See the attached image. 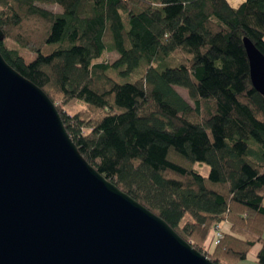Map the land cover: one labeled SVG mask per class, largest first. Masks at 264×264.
I'll use <instances>...</instances> for the list:
<instances>
[{
	"label": "trees",
	"instance_id": "1",
	"mask_svg": "<svg viewBox=\"0 0 264 264\" xmlns=\"http://www.w3.org/2000/svg\"><path fill=\"white\" fill-rule=\"evenodd\" d=\"M0 30L2 59L53 102L88 165L213 264L257 245L264 264V96L243 46L264 55V0H0ZM140 66L131 82L109 75ZM243 167L253 177L235 187Z\"/></svg>",
	"mask_w": 264,
	"mask_h": 264
},
{
	"label": "water",
	"instance_id": "2",
	"mask_svg": "<svg viewBox=\"0 0 264 264\" xmlns=\"http://www.w3.org/2000/svg\"><path fill=\"white\" fill-rule=\"evenodd\" d=\"M243 46L264 96V55ZM0 264L213 263L88 165L53 102L0 54Z\"/></svg>",
	"mask_w": 264,
	"mask_h": 264
},
{
	"label": "rangeland",
	"instance_id": "3",
	"mask_svg": "<svg viewBox=\"0 0 264 264\" xmlns=\"http://www.w3.org/2000/svg\"><path fill=\"white\" fill-rule=\"evenodd\" d=\"M244 0H227V2L229 3V5L231 7H237L239 5V3L243 2ZM50 9H52L54 12H60L61 9L58 6L55 7H49ZM20 56L24 59V61L26 63L32 62L35 58L36 55L30 54L28 52H20ZM106 60L108 62H112V60L114 58L117 57V55H115L114 53L112 54H106ZM142 66H140L138 69H136L134 71V73L129 77V78H121L118 75H116L114 72H110L109 75L110 77H114L116 79L117 82L119 83H124V82H131L134 80V78L138 77L139 74H141V70H142ZM177 93L180 94V96H182L187 102H188V98L184 92V90L180 89V88H176L175 89ZM83 107V103L79 102V101H72L70 102V104L68 106H66L64 108V110L69 114H74L75 112L82 110ZM194 170L197 171L202 177L207 176L209 173V167L205 164V163H195L194 165ZM253 177V173L248 169L243 167L242 170H240V172L238 173V175L236 176V183H235V187H237L238 185L247 182L248 179H251ZM187 218V217H186ZM228 226L227 224H222L221 225V229L222 230H227ZM211 238V234H209L208 237V241ZM259 249V246H254L253 248L250 249L249 253L247 254V258L246 260L240 262V264H258L256 262V251Z\"/></svg>",
	"mask_w": 264,
	"mask_h": 264
},
{
	"label": "built area",
	"instance_id": "4",
	"mask_svg": "<svg viewBox=\"0 0 264 264\" xmlns=\"http://www.w3.org/2000/svg\"><path fill=\"white\" fill-rule=\"evenodd\" d=\"M213 232V235H214V238H213V244H217V240L221 237L220 235V230L218 228V226L212 231Z\"/></svg>",
	"mask_w": 264,
	"mask_h": 264
},
{
	"label": "crops",
	"instance_id": "5",
	"mask_svg": "<svg viewBox=\"0 0 264 264\" xmlns=\"http://www.w3.org/2000/svg\"><path fill=\"white\" fill-rule=\"evenodd\" d=\"M257 251H258V250H257ZM257 251H256V253H257ZM256 253H255V254H256Z\"/></svg>",
	"mask_w": 264,
	"mask_h": 264
}]
</instances>
